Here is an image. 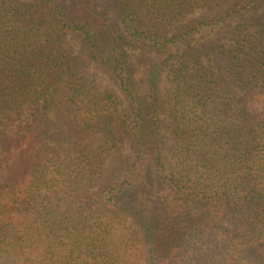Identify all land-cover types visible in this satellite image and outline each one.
Segmentation results:
<instances>
[{
    "label": "trees",
    "instance_id": "obj_1",
    "mask_svg": "<svg viewBox=\"0 0 264 264\" xmlns=\"http://www.w3.org/2000/svg\"><path fill=\"white\" fill-rule=\"evenodd\" d=\"M0 264H264V0H0Z\"/></svg>",
    "mask_w": 264,
    "mask_h": 264
},
{
    "label": "rangeland",
    "instance_id": "obj_2",
    "mask_svg": "<svg viewBox=\"0 0 264 264\" xmlns=\"http://www.w3.org/2000/svg\"><path fill=\"white\" fill-rule=\"evenodd\" d=\"M205 15H206V13H204V12L199 13L197 15V18H201ZM72 43L74 44L76 51H78L77 53L82 54L84 49L81 46V43L80 42L79 43L74 42V40L72 41ZM92 71L95 73L96 78L98 79L99 83H101L103 86L111 88V89H116V84L114 82V79L109 74L97 71L95 69H93ZM125 152H127V153L130 152V149H126ZM140 251H141V248L138 247L137 252L135 254L133 253L131 256H129V261H137L139 259L142 262V260L139 257Z\"/></svg>",
    "mask_w": 264,
    "mask_h": 264
}]
</instances>
